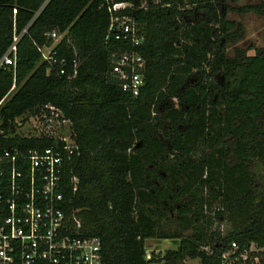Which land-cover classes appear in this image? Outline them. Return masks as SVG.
<instances>
[{"label":"trees","instance_id":"16d2710c","mask_svg":"<svg viewBox=\"0 0 264 264\" xmlns=\"http://www.w3.org/2000/svg\"><path fill=\"white\" fill-rule=\"evenodd\" d=\"M119 1L129 5L108 10ZM223 1L0 0V57L13 58L0 66V100L14 87L0 103V147L52 143L13 133L25 111L47 104L69 121L78 154L63 160L62 207L98 237L101 264H143L151 238L177 240L165 264H221L230 241L264 260V186L251 170L264 168V48L227 55L241 26L223 13L264 14V1ZM111 15L130 18L142 42L115 38ZM130 49L143 59L135 95L111 71ZM169 212L175 231L160 226Z\"/></svg>","mask_w":264,"mask_h":264},{"label":"built area","instance_id":"2783aa9c","mask_svg":"<svg viewBox=\"0 0 264 264\" xmlns=\"http://www.w3.org/2000/svg\"><path fill=\"white\" fill-rule=\"evenodd\" d=\"M126 5L125 1L113 2L108 10ZM108 27L115 38L129 39L132 45L142 42L128 17L111 15ZM50 36L59 34L53 30ZM12 62L8 52L0 57V66ZM142 67L143 59L135 49L122 50L115 54L111 71L121 88L135 95L143 83ZM44 107L50 110L41 112L47 124L58 112L51 105ZM50 135L46 137L53 141L46 146L0 147V264H101L98 237L82 235L78 217L62 207V164L69 154H78L77 144L72 136ZM149 241L144 242L143 264H165L161 257L164 250L150 248ZM249 244L236 252V242L230 241L220 254L221 264H261L256 255L248 254L256 250Z\"/></svg>","mask_w":264,"mask_h":264},{"label":"rangeland","instance_id":"374dc122","mask_svg":"<svg viewBox=\"0 0 264 264\" xmlns=\"http://www.w3.org/2000/svg\"><path fill=\"white\" fill-rule=\"evenodd\" d=\"M264 0H224L221 2V7L223 4L229 6H238L245 3H256ZM143 3V2H141ZM189 3H185L184 7H189ZM220 11V7H219ZM224 15L228 19H232L235 22L239 23L241 26L240 36H238L233 42H227L225 44V53L227 55H232L235 51V48L246 49L247 53H253L255 48L263 47L264 48V14L255 13V12H244L240 13L233 9L226 8L224 10ZM55 40L58 37H54ZM49 47H41V51L46 55ZM14 87L12 86L10 90L4 95L0 100L2 103L5 99L9 97ZM171 103L173 106L178 104V101L175 97H172ZM45 130L48 134H61L63 136H69L70 132V123L65 118L55 117L51 121H48L46 124L45 118L42 117L41 111L36 113L23 112L21 115L17 116L13 120V133L18 135H30V134H39L44 133ZM251 170L254 173L256 180H258L261 186H264V168L261 165H251ZM174 212L166 213L160 221L161 228H166L170 231L177 230L176 222L174 220ZM214 226V223L211 225ZM226 226L221 224V228L224 229ZM190 233V230H185L184 234ZM148 242L150 248H159L165 250L166 248L171 247L167 239L162 238H151ZM250 248H255L254 244H249ZM197 257H188L185 256L182 260V264H197ZM261 264H264V260Z\"/></svg>","mask_w":264,"mask_h":264},{"label":"water","instance_id":"95a60500","mask_svg":"<svg viewBox=\"0 0 264 264\" xmlns=\"http://www.w3.org/2000/svg\"><path fill=\"white\" fill-rule=\"evenodd\" d=\"M170 243L175 244L177 242L176 239H167Z\"/></svg>","mask_w":264,"mask_h":264}]
</instances>
